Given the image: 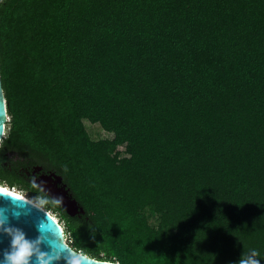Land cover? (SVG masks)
<instances>
[{
	"label": "trees",
	"instance_id": "trees-1",
	"mask_svg": "<svg viewBox=\"0 0 264 264\" xmlns=\"http://www.w3.org/2000/svg\"><path fill=\"white\" fill-rule=\"evenodd\" d=\"M0 67V186L60 175L83 211L43 207L77 251L264 264V0H3Z\"/></svg>",
	"mask_w": 264,
	"mask_h": 264
},
{
	"label": "clouds",
	"instance_id": "clouds-1",
	"mask_svg": "<svg viewBox=\"0 0 264 264\" xmlns=\"http://www.w3.org/2000/svg\"><path fill=\"white\" fill-rule=\"evenodd\" d=\"M23 202L45 212L46 209L43 207L45 204L56 205L61 201L60 197L51 196V198L30 197ZM13 215L18 216V213ZM36 230L38 234L35 237L27 236L23 228L9 223L8 215L0 210V232L10 238L9 247L0 252V264H56L60 260H63L64 264H87L86 258L81 253L63 243L59 232L56 233V244L49 242L52 231L46 220H41L36 225ZM42 245H47V249L42 248ZM234 264H261V260L256 250L252 249Z\"/></svg>",
	"mask_w": 264,
	"mask_h": 264
},
{
	"label": "water",
	"instance_id": "water-1",
	"mask_svg": "<svg viewBox=\"0 0 264 264\" xmlns=\"http://www.w3.org/2000/svg\"><path fill=\"white\" fill-rule=\"evenodd\" d=\"M3 0H0V3ZM7 101L5 96V91L3 87V80L1 74L0 67V142L3 140V137L6 133V123L9 120L8 111H7ZM46 193L50 196L60 197L61 205L71 214H75V211H78L77 201L74 199H70L67 195L66 191H54L49 186L41 185L40 186ZM0 210H3L5 214L9 217V223L15 224L25 231L27 236L35 237L38 233L36 230V225L41 220H46L48 227L51 229L52 233L50 234L49 242L53 245L56 244L57 236L56 233H60L62 237V241L64 244L68 245L70 248L75 250L76 252L81 253L87 260V264H119L118 262H112L107 260H100L94 257L89 256L81 251H77L73 248L69 242L67 241L64 227L60 223V221L55 217V215L46 209L45 212L38 210L31 205L26 204L25 200L29 198L25 195L12 191L10 189H5L0 186ZM35 202V201H33ZM83 211V209H81ZM14 213H18V216L13 215ZM50 219H48V218ZM9 237L0 232V252L6 250L9 247ZM42 248L47 249V245H42ZM56 264H64L63 260L57 261Z\"/></svg>",
	"mask_w": 264,
	"mask_h": 264
},
{
	"label": "rangeland",
	"instance_id": "rangeland-1",
	"mask_svg": "<svg viewBox=\"0 0 264 264\" xmlns=\"http://www.w3.org/2000/svg\"><path fill=\"white\" fill-rule=\"evenodd\" d=\"M85 126L90 134V136L93 139H100V138H112L114 134L112 132L107 131L104 129L99 123H93L88 119L84 120ZM119 148L123 151L125 149V146L121 145ZM125 152L123 153V155ZM6 161L4 162L5 165H12L15 161L23 159V157L17 152L13 150H6ZM25 177L28 181L33 182L37 184L38 186L46 185L49 186L54 191H59L60 189L62 191H66L67 195L70 197V199L74 200L73 195L70 193L69 188L67 187V184L64 183L62 177L60 175H57L54 172L51 173H44L41 169V167H37L34 170L26 169L25 171ZM14 189L18 190L17 187ZM22 192V191H21ZM61 204V203H59ZM78 211H75V213L81 211V207L79 206L78 202ZM51 212L55 215V217L59 220V213H54V211L51 210ZM149 220L152 224L158 223V216L157 214L152 213L151 211L148 212ZM63 225V223H62Z\"/></svg>",
	"mask_w": 264,
	"mask_h": 264
},
{
	"label": "bare ground",
	"instance_id": "bare-ground-1",
	"mask_svg": "<svg viewBox=\"0 0 264 264\" xmlns=\"http://www.w3.org/2000/svg\"><path fill=\"white\" fill-rule=\"evenodd\" d=\"M1 187L5 188V189H10V190H12V191H17L16 189H12V188L9 187V186H1ZM17 192H19V191H17Z\"/></svg>",
	"mask_w": 264,
	"mask_h": 264
},
{
	"label": "snow or ice",
	"instance_id": "snow-or-ice-1",
	"mask_svg": "<svg viewBox=\"0 0 264 264\" xmlns=\"http://www.w3.org/2000/svg\"><path fill=\"white\" fill-rule=\"evenodd\" d=\"M0 191H2V190H0Z\"/></svg>",
	"mask_w": 264,
	"mask_h": 264
},
{
	"label": "built area",
	"instance_id": "built-area-1",
	"mask_svg": "<svg viewBox=\"0 0 264 264\" xmlns=\"http://www.w3.org/2000/svg\"><path fill=\"white\" fill-rule=\"evenodd\" d=\"M9 118V117H8Z\"/></svg>",
	"mask_w": 264,
	"mask_h": 264
}]
</instances>
